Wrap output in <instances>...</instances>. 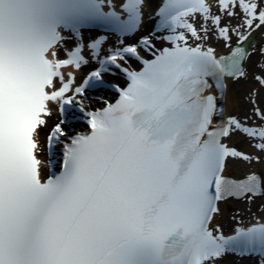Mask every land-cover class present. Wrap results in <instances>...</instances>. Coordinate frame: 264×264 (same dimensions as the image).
Segmentation results:
<instances>
[{"label": "bare ground", "instance_id": "bare-ground-1", "mask_svg": "<svg viewBox=\"0 0 264 264\" xmlns=\"http://www.w3.org/2000/svg\"><path fill=\"white\" fill-rule=\"evenodd\" d=\"M257 57L255 56H251L250 59H249V64H247V67H246V70L247 72L250 71V69H252V71L256 70L257 68ZM259 61V60H258ZM238 83L234 84V90H235V93L237 95V98L240 99L241 98V95L245 94L247 95V91H248V88L253 85V82L249 79L245 80V78L243 80H239L237 81ZM258 101L261 103L262 106H264V91H263V94L258 98ZM238 108L240 110H238V112H243V110L245 108H247L246 104L244 102H241L240 100H238ZM42 133V130L40 129L39 130V135ZM46 134L44 133L43 135V138H46L45 137ZM259 166V167H258ZM240 170L242 172H245V166H239ZM256 168L258 169V176L261 178V182H262V185L264 187V163H259V164H256ZM260 168H263L262 170H260ZM264 198V197H263ZM262 200V198L260 199ZM259 199L256 200V202H251L249 203V205H251V210H256L260 207L259 205ZM263 202H264V199H263ZM237 208L235 209H232L234 214L240 216L241 214H244V212L246 213L245 209L246 207L249 205L246 206V204L242 201H238L237 203ZM262 204V203H261ZM226 204H224L225 206ZM259 205V207H258ZM243 208V209H242Z\"/></svg>", "mask_w": 264, "mask_h": 264}]
</instances>
